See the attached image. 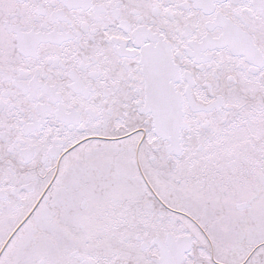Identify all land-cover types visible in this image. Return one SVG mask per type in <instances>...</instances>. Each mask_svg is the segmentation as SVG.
<instances>
[{
	"label": "snow or ice",
	"instance_id": "obj_1",
	"mask_svg": "<svg viewBox=\"0 0 264 264\" xmlns=\"http://www.w3.org/2000/svg\"><path fill=\"white\" fill-rule=\"evenodd\" d=\"M0 264H264V0H0Z\"/></svg>",
	"mask_w": 264,
	"mask_h": 264
}]
</instances>
